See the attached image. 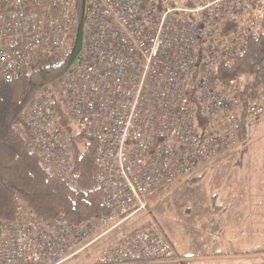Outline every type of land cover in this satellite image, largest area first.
<instances>
[{"label": "built area", "instance_id": "obj_1", "mask_svg": "<svg viewBox=\"0 0 264 264\" xmlns=\"http://www.w3.org/2000/svg\"><path fill=\"white\" fill-rule=\"evenodd\" d=\"M221 24L235 27L224 37ZM259 34L264 0H154L145 8L141 0H0V83L66 56L81 37L67 73L22 108L19 131L45 173L71 185L80 174L63 122L91 137L108 210L77 225L19 207L0 221V264H63L137 213L140 225L102 250L98 264L174 258L148 199L242 146L264 119L262 89L218 81V65L232 64Z\"/></svg>", "mask_w": 264, "mask_h": 264}, {"label": "trees", "instance_id": "obj_2", "mask_svg": "<svg viewBox=\"0 0 264 264\" xmlns=\"http://www.w3.org/2000/svg\"><path fill=\"white\" fill-rule=\"evenodd\" d=\"M149 3L154 0H141V8ZM219 25L215 23V27ZM234 27L233 24H221V35L226 37ZM81 42L79 36L72 51L64 57L44 58L30 75L0 83V221L13 220L19 207L34 212L39 219L63 216L77 225L108 213L103 205V192L96 187V143L91 137L74 131L63 122L66 130L72 133L74 167L80 174L77 183L71 185L45 173L36 152L27 147L24 133L19 131L22 108L38 89L59 81L67 73ZM218 71L221 85L245 82L264 91V34L252 36L233 63L221 62ZM196 117L203 125L198 111ZM168 189L152 194L148 199L149 206ZM92 257L91 251L86 250L63 264H98L97 258Z\"/></svg>", "mask_w": 264, "mask_h": 264}, {"label": "rangeland", "instance_id": "obj_3", "mask_svg": "<svg viewBox=\"0 0 264 264\" xmlns=\"http://www.w3.org/2000/svg\"><path fill=\"white\" fill-rule=\"evenodd\" d=\"M246 138L247 141L242 146L222 157L204 162L191 177L170 186L161 198L153 202L151 212L170 238L181 241L185 234H189V238L198 242L202 237L200 234L203 225L199 224L203 219L200 213L195 212V207L208 209L218 204L227 205L228 202L221 196L224 192L253 189L263 183V180L248 179L251 174L264 173L263 119L251 125ZM142 221V213H137L114 232L119 235L129 233ZM202 238L206 240L208 235ZM94 247L91 249L94 253L91 252L97 255L99 250Z\"/></svg>", "mask_w": 264, "mask_h": 264}, {"label": "crops", "instance_id": "obj_4", "mask_svg": "<svg viewBox=\"0 0 264 264\" xmlns=\"http://www.w3.org/2000/svg\"><path fill=\"white\" fill-rule=\"evenodd\" d=\"M248 179L263 180V183L253 189L224 192L221 196L227 205L218 204L208 209L195 207V212L203 219L199 224L203 225L200 235H208L206 240L201 237L196 242L189 234L181 241L173 240L160 227L175 247L176 256L139 264H264V173L251 174ZM120 236L113 231L95 242L90 251L96 246L99 254L115 244ZM93 253L92 258L96 260L98 254Z\"/></svg>", "mask_w": 264, "mask_h": 264}, {"label": "bare ground", "instance_id": "obj_5", "mask_svg": "<svg viewBox=\"0 0 264 264\" xmlns=\"http://www.w3.org/2000/svg\"><path fill=\"white\" fill-rule=\"evenodd\" d=\"M79 52V51H78ZM19 116H20V114H19ZM20 118V117H19ZM67 126H69V125H67ZM79 255V254H78ZM77 256V255H76ZM75 258V257H74Z\"/></svg>", "mask_w": 264, "mask_h": 264}]
</instances>
